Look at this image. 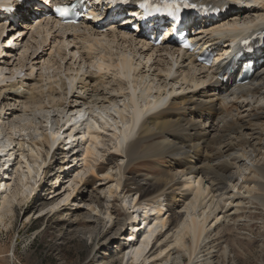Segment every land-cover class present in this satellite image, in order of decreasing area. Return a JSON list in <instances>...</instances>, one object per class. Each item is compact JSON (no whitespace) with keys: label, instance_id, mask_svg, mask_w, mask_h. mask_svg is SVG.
Segmentation results:
<instances>
[{"label":"bare ground","instance_id":"bare-ground-1","mask_svg":"<svg viewBox=\"0 0 264 264\" xmlns=\"http://www.w3.org/2000/svg\"><path fill=\"white\" fill-rule=\"evenodd\" d=\"M218 1L222 0H214ZM254 3L257 6L254 10H244L210 27L206 43L215 45L222 40L223 28L233 23H237L233 25L235 31L241 27L248 30L249 24H245L254 23L258 18L264 30V0H251V4ZM23 24L18 33L29 31L22 39L30 37L16 51L4 47L6 41L12 42L15 33L4 38L0 31V118L10 119L19 112L62 108L71 115L55 132L43 137L46 142L37 143L42 148L46 143L49 150L36 187L41 183L45 186L50 179L49 171L45 169L51 165L54 169L59 166L56 152L62 146L57 145L65 139V133L76 130L70 135L74 138L71 149L63 157L67 161L59 168L68 169L60 184L69 180L74 185L60 203L57 200L65 194H61L60 188L54 190L52 199L55 204L50 208L38 200L41 210L55 213L71 197L83 199L87 183L94 178L105 185L115 178L103 172L104 165L97 164L96 150L101 144L99 133H90L89 145L88 141L81 142L80 145H85L83 151L76 150L78 147L73 143L81 134L77 123L84 119L85 107L106 106L113 98L125 96L131 115L120 135H115L114 153L107 159L108 163L120 159L123 162L117 164V184L120 186L127 181L129 169L141 160L166 158L169 164L162 168L160 176L145 185L139 184V189L134 192V210L147 203V206L156 207L153 214L156 216L152 220L149 212H143L139 218H132L129 214L134 223L137 220L139 223L134 226L137 229H133L135 235L131 241L120 250L121 263L215 264L211 261L214 257L211 250L218 247L216 242L220 245L228 237L231 221L235 223L241 218L239 212L243 207L256 204L264 209V68L251 78L249 84L235 86L233 78L230 84L223 85L217 80L216 73L195 65L193 56L179 54L170 45L148 49L141 45V41L128 39L123 34H101L85 25L56 31L48 23L35 21L31 16H24ZM105 39L107 45L103 44ZM31 40L36 42L34 47L37 50L27 57ZM41 48L42 51L38 52ZM21 49L24 51L20 52V57H15ZM76 54L79 55L77 58ZM174 86H179L181 91L187 88L191 91L188 95L173 98ZM152 93L157 94L156 99L142 106L140 97ZM121 116L125 119L123 113ZM215 119H218L217 124H213ZM86 134L84 132V138ZM0 151L3 153L0 177L5 178L9 165L5 162L8 150ZM74 159H79V164L84 160L82 166L85 170L79 169L82 168L79 164L75 166ZM64 172H57L56 179H61ZM8 182L5 183V194L0 197V222L3 224L12 212L6 210L19 196V193L7 192ZM112 194L110 190L109 197ZM85 202L92 212L98 211L97 207L102 209L98 196ZM231 211L232 216L228 214ZM215 221L212 231L210 224ZM87 234L93 241L99 235L95 228L88 230ZM213 235L218 238L210 242ZM210 245L212 247L208 248ZM230 248L222 249L223 257ZM173 255H178L176 262Z\"/></svg>","mask_w":264,"mask_h":264},{"label":"rangeland","instance_id":"rangeland-1","mask_svg":"<svg viewBox=\"0 0 264 264\" xmlns=\"http://www.w3.org/2000/svg\"><path fill=\"white\" fill-rule=\"evenodd\" d=\"M27 32H21L19 35L23 38V34ZM30 33L29 35H31ZM29 37L27 36L24 40L20 38L14 45L5 42L4 47L10 51H16L26 44ZM40 39L37 40L40 41ZM30 42L32 45L27 57L34 50H37L34 47L36 42L33 40ZM106 43L108 44L107 40L105 43L103 42V44ZM22 51L24 50L21 49V51L16 52L17 57ZM41 51L42 48L38 52ZM48 52L50 53V51ZM78 56L76 54V58ZM48 57L50 58L49 55H46V58ZM173 88L175 90V93L171 95L173 98L188 95L191 91L188 88L182 91L178 90L179 86ZM156 97L157 94L154 93L142 96L140 97V103L142 106L147 105ZM113 99L106 106L92 105L84 108L83 120L85 121H79L77 130L79 129L81 134L75 137L76 141L73 144L78 147L76 150L83 151L85 145H80L81 142L86 143L88 141L87 145H89L90 133H99L101 144L97 146L96 150L97 164L104 165L103 172L112 174L115 178L106 185L103 181L92 179L89 184L87 183L86 194L83 199L81 197L76 199V196L71 197L69 201H65V205L61 209L51 214L48 213L49 210L47 209L45 211L41 210L38 200L41 199L50 208V205L55 204L52 199L54 190L60 188L61 194H65L57 200V203L64 200L71 191V185L74 184L69 180L60 184L68 171L67 167L62 170H59V168L67 161L63 157L65 152L71 149L72 145L70 146V144L74 138L70 135L75 133L76 130L65 133L62 147L56 152L58 154H56L57 165L59 166L54 169V166L51 165L48 169H45L49 171L50 179L45 186L41 183L36 187L40 168L43 166L44 158L49 150L46 143L44 148L37 145V143L46 142L43 137L45 138L49 135L48 133L55 132L59 126H62L68 116H71L70 113H66L67 110L62 108L55 111L48 109V111L36 110L33 113L19 112L17 116H12L10 119L6 117L2 120L0 118V150H8L5 162L9 163L8 168L11 167L9 172L6 168L5 178L0 177V197L5 194L4 188L5 183L8 182L9 174L10 181L8 182L7 192L9 194L19 193V196L17 195L14 198L12 205L6 210L12 211L6 217V223L0 222V264H122L121 256H119L122 252L120 250H124L123 246L126 243L128 244L126 238L129 235L130 228L136 226L133 224L134 219L129 218V214L132 215V218H139V215H142L143 212H149L150 218L155 219L156 215H153L155 206H147L146 203L137 206L134 210L133 195L139 189V184L145 185L149 180L152 181L160 176L163 173L162 168L168 166L169 160L166 158L141 160L129 169L127 181L120 185L121 187L117 184L119 177L117 164L123 162L120 159L108 163L107 159L109 154L114 153L115 135L123 131V127H125L131 114L130 109L126 107L128 99L125 96ZM122 113L125 119L122 118ZM217 123L218 119H215L213 124ZM90 126H92L91 129ZM68 127L67 125L66 128ZM84 132L87 133L86 138L83 137ZM2 157L3 153L0 151V159ZM79 159H74L73 164L75 166L79 164ZM1 164L2 162H0ZM79 165L82 167L79 169L85 170V167L82 166L84 160H81ZM62 171H65L63 176L57 180V172L61 173ZM3 179L5 181L2 183ZM101 179L103 178L101 177ZM86 181L84 180V182ZM33 188L34 192L32 191ZM110 190L113 194L109 197ZM127 191L133 192L126 193ZM75 195H78V193ZM93 196H98L102 204V209L97 207L98 211L95 212H92L86 205L87 202H85ZM22 199L24 200L22 201ZM161 202L167 205V202H164L163 199H161ZM164 208H167V206ZM243 208L239 212L241 218H238L235 223L231 221L230 234L224 239L227 242L223 240V244L220 245H217L218 242H216V247H218L211 250L214 252L211 261H214L215 264H264V209L256 204L245 205ZM0 212H2L1 206ZM232 213L233 211L228 214ZM215 223L216 221L210 224L211 226L209 225L210 227L213 226L212 231L215 228ZM94 228L99 235L93 241L89 239L90 234H87V232L91 229L94 230ZM212 238H210V242L216 241L218 236L213 235ZM227 246L231 247L230 251H228L226 257H223L222 249ZM210 247L212 246L210 245L208 248ZM220 249L221 251L218 253L217 251ZM172 257L176 262L175 258L178 255ZM186 261L189 262L188 259Z\"/></svg>","mask_w":264,"mask_h":264},{"label":"snow or ice","instance_id":"snow-or-ice-1","mask_svg":"<svg viewBox=\"0 0 264 264\" xmlns=\"http://www.w3.org/2000/svg\"><path fill=\"white\" fill-rule=\"evenodd\" d=\"M160 2L165 8H169V9L174 8L176 10H179L181 5H183L186 8L196 7L195 4L188 3V0H160ZM155 10L160 11L161 10L160 5H156ZM55 11L58 12L61 16H66L69 9L67 6H56Z\"/></svg>","mask_w":264,"mask_h":264}]
</instances>
